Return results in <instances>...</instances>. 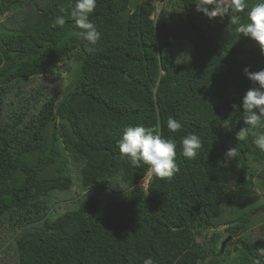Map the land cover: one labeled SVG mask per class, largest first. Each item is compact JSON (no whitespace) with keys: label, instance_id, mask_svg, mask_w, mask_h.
<instances>
[{"label":"trees","instance_id":"1","mask_svg":"<svg viewBox=\"0 0 264 264\" xmlns=\"http://www.w3.org/2000/svg\"><path fill=\"white\" fill-rule=\"evenodd\" d=\"M75 2L0 0V264H264V152L238 141L232 108L258 87L244 74L264 69L258 45L196 0H96L93 46ZM139 125L176 142L172 179L121 158Z\"/></svg>","mask_w":264,"mask_h":264},{"label":"clouds","instance_id":"2","mask_svg":"<svg viewBox=\"0 0 264 264\" xmlns=\"http://www.w3.org/2000/svg\"><path fill=\"white\" fill-rule=\"evenodd\" d=\"M195 5L196 11L203 13L209 19L223 20L227 16L229 24L234 26L235 33L254 41L261 55H264V2L252 6L247 11L246 19L244 14L248 9L247 0H196ZM95 8L96 0H76L74 5H70V16L79 29L77 36L93 46L101 39V33L90 20ZM60 12L65 13L66 9L62 6ZM65 23V16L60 15L53 21V27H63ZM244 74L258 87L246 91L242 105H232L233 111L242 112L243 122L246 125L237 133V139L245 140L247 135L251 134L254 148L264 152V134L255 131L264 125V69L250 71L245 67ZM167 127L170 132H178L182 125L169 117ZM202 146L200 137L194 133H189L180 140L182 155L188 159H195ZM118 148L121 158L126 159L132 167H139L143 162L148 166L149 173L158 179L170 180L180 171L175 162L176 142L171 138H164L157 127L143 125L126 127L122 138L118 141ZM239 154L237 148L232 146L226 151L225 157L227 160H232ZM149 173L141 179V182L145 180L144 187L147 185ZM256 253L257 256L264 257V247L257 248ZM143 264H154V261L149 257L144 259ZM254 264H261V260L256 259Z\"/></svg>","mask_w":264,"mask_h":264},{"label":"water","instance_id":"3","mask_svg":"<svg viewBox=\"0 0 264 264\" xmlns=\"http://www.w3.org/2000/svg\"><path fill=\"white\" fill-rule=\"evenodd\" d=\"M230 239V236H227L224 240H222L221 244H220V252L223 251L225 245H226V242Z\"/></svg>","mask_w":264,"mask_h":264},{"label":"rangeland","instance_id":"4","mask_svg":"<svg viewBox=\"0 0 264 264\" xmlns=\"http://www.w3.org/2000/svg\"><path fill=\"white\" fill-rule=\"evenodd\" d=\"M60 74L63 76L64 75V72L62 71V72H60ZM144 183H145V180H143L142 182H141V184L142 185H144ZM6 238H4V240H5Z\"/></svg>","mask_w":264,"mask_h":264}]
</instances>
